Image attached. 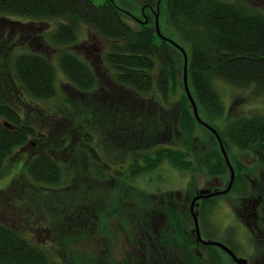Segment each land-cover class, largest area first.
I'll use <instances>...</instances> for the list:
<instances>
[{
	"label": "trees",
	"instance_id": "16d2710c",
	"mask_svg": "<svg viewBox=\"0 0 264 264\" xmlns=\"http://www.w3.org/2000/svg\"><path fill=\"white\" fill-rule=\"evenodd\" d=\"M145 1L149 4L148 11L157 10L153 14L154 20L146 13V21L135 26L114 0H105L101 5L95 4L94 0H0V20L21 17L38 23L60 22L49 37L55 46L70 48L77 45L82 25L89 28L90 34L94 33L104 41L106 51L100 72L94 70L81 54L67 50L57 55L59 67L70 84L87 97L68 103V110L62 108L60 116L55 112L56 106L49 112L41 108L47 123L55 121L53 131L56 133L50 131L51 134L73 132L83 135L78 150L85 151L97 166L94 185L98 184L99 191L104 183L111 184L113 178L118 182L134 181L156 170L164 161L189 168V150H177L162 144L174 133L179 132L187 138L191 146L199 142V138L194 136L200 125L184 90V56L179 48L157 35L155 16L161 0ZM163 1L170 25L186 45L188 87L201 120L211 124L224 116L225 108L215 86L217 80L236 87H255L258 94H264L263 13L239 0ZM35 39H43L46 47H52L44 34ZM3 43L0 45V66L15 75L11 87L16 90L18 104L16 107V101L11 104L0 101V170L18 146L41 148V144L45 149H54V137H49L50 140L45 138V132L30 125V121L22 116L21 109L28 106L25 95L34 101L36 110L40 109L38 102H49L57 96V68L51 58L42 51L17 53L19 46L2 47ZM94 93L97 94L96 100L93 99ZM108 95L110 99L106 101ZM153 105L159 106L160 110L154 111ZM214 129L219 133L226 154L234 157L238 169L243 163L234 156L235 148L250 153L264 166V115L239 118L229 123L223 132L216 127ZM36 134L40 142L34 144L29 139ZM116 142L120 143L114 145ZM207 145L201 143L198 149L202 164L212 178L222 177L228 171L222 148L207 149ZM97 147L106 150L107 155L99 156ZM56 150L64 151V145L59 142ZM114 151L117 155L110 156L109 152ZM76 155L71 154L72 157ZM75 165L80 176L77 179L73 177L76 183H68L62 189L74 192L85 188L91 190L84 178L91 181L93 177L86 176L81 164ZM68 171L71 177L64 159L53 160L43 153L35 155L28 165L30 177L36 183L50 187L59 185L62 172L66 174ZM172 197L176 198L175 204L168 202L167 195L169 205L163 210L164 215L162 212L159 214L165 218L164 231L150 243V249L163 250L169 258H156L155 261L159 262L154 261L153 264L186 262L178 257V250L191 264H198V256L186 254L194 245L205 252V261L223 264L218 248L198 244L196 236L187 229L189 226L186 227L185 219L189 214L181 194ZM58 200L68 202V208L76 204L73 195ZM210 203L203 201L204 205ZM49 263L42 249L0 223V264Z\"/></svg>",
	"mask_w": 264,
	"mask_h": 264
},
{
	"label": "rangeland",
	"instance_id": "374dc122",
	"mask_svg": "<svg viewBox=\"0 0 264 264\" xmlns=\"http://www.w3.org/2000/svg\"><path fill=\"white\" fill-rule=\"evenodd\" d=\"M94 1L95 4L101 5L105 0ZM114 1L128 14L126 17L130 16V22L135 26L146 20L145 11L154 20L152 12L148 11L149 4L145 0ZM239 1H243L264 14V0ZM155 11H157L156 8ZM158 11V23L162 36L185 49L184 41L168 21L165 1H160ZM59 23L55 20L38 23L21 17L0 20V45L2 41L4 42L2 47L12 46L13 48L17 45L19 51L15 50V53L42 51L46 57L51 58L57 68L55 99L49 102H38L40 109L36 110L34 101L25 95L28 106L24 105L25 108L21 109L22 116L30 121V125L45 132V138L50 140L49 137H54L52 144L55 147L53 150L45 149V145L40 144L41 148L32 145V147L18 146L14 149L4 168L0 170V223L12 228L33 245L42 249L49 259V264H153L156 258L160 260L163 257L169 258L163 250L150 249L151 240L164 231L165 218L163 219L159 214L160 212L163 214V210L169 203L175 204L176 198L172 195L181 194L184 202L188 201L185 207L189 214V217L185 219L186 227L189 226L187 229L195 235L194 218L189 210L193 198L199 194L204 195L205 192L223 191L231 182L229 168L222 177L212 178L202 164V156L198 150L201 143H207V149L217 148L220 143L209 129L199 123L200 126L196 128L194 136L199 138L196 146H191L190 141L183 138L179 132L162 142L163 146L177 150H189L187 152L190 154L188 160L191 169L190 167L180 168L170 161H164L156 170L139 176L134 181L118 182L113 178L111 184L104 183V187L99 191L98 184L94 185L97 182L94 179L97 177L95 169L97 166L85 151L78 150L83 135L73 132L60 135L51 134L50 131H53L55 121L47 123L41 110L53 111L56 106L59 109H55V112L57 116H60L62 108L65 107L68 110L66 107L68 103L87 97V95L80 94L70 84L67 76L59 67L57 55L67 50L81 54L94 70L100 72L106 45L98 35L90 34L89 28L82 25L78 32L77 45H73V48L55 46L49 37ZM3 26L4 31H2ZM43 34L52 47H46L43 39L39 41L35 39ZM180 53L182 54L181 51ZM0 69V93L2 94L0 101H7L10 104L16 101L14 105L17 107L16 90L11 87L14 83L12 77L15 75L13 72L6 71L5 67L0 66ZM215 86L223 102L225 113L216 122L211 124L206 122L209 126L216 127L223 132L229 123L239 118L264 115V94H258L255 87H236L222 80H217ZM105 93L111 95L110 92L105 91ZM109 95L106 96V101L110 99ZM96 97L97 94L94 93L93 99L96 100ZM190 106L192 107L191 103ZM153 110L159 111L160 107L153 105ZM53 132L56 133V130ZM39 138L36 134L29 141L34 144L39 143ZM61 138H64V141L61 142ZM59 142L64 145V151L56 150ZM119 143L116 142L114 145ZM110 147L113 146L110 145ZM235 149L237 150H234L233 154L239 161H242L243 166L238 169L234 157L227 154L235 173L231 190L227 194L205 199V201H211L210 204L204 205V200L199 199L195 204L194 213L197 215L204 240L225 244L238 258L245 259L247 264H263L257 260V256L264 252V248L258 242L264 240L262 238L264 227H262V237L259 234L249 235L250 230L247 228V223L253 226L252 219H240L239 215L237 216V210L245 213L244 210L250 207L252 200L258 199L261 201V217L264 218V166L254 160L250 153ZM101 150V147L96 149L99 156L107 155L106 150ZM40 153L50 155L53 160L62 161L64 159L71 171V177L68 176L69 171L66 174L62 172L60 184L55 187L36 183L28 173V165L30 160ZM71 154L77 155L72 157ZM109 154L110 156L117 155V151L109 152ZM68 163L81 164L86 176L93 177L91 181L84 178V182L91 190L85 188L74 192L71 189H62L68 183H76L74 178L77 179L80 176L78 166ZM99 165L102 167L103 164L100 162ZM226 166H228L227 160ZM72 195L76 199L73 200L76 204L69 208L68 202L58 200L62 197H72ZM167 195H169V201ZM155 196H164V198ZM61 203H65L64 206L60 205ZM75 206L78 207L72 212L71 209ZM207 210L210 211L207 212ZM176 253H179L178 257L188 261L187 257L185 259L182 256L180 250ZM204 253L197 246L186 251L188 256L190 254L198 256L200 261H205ZM218 253L223 264H237L222 249L218 248Z\"/></svg>",
	"mask_w": 264,
	"mask_h": 264
},
{
	"label": "water",
	"instance_id": "95a60500",
	"mask_svg": "<svg viewBox=\"0 0 264 264\" xmlns=\"http://www.w3.org/2000/svg\"><path fill=\"white\" fill-rule=\"evenodd\" d=\"M158 18H159V16L157 14L156 15V23H155L156 24L155 29H156L157 35L162 40L168 41V42L172 43L174 46H176L177 48H179V50L182 52V54L184 56V63H185L184 64V89H185L187 97H188V99H189V101H190V103L192 105V108H193V111H194V116L198 120L199 123L203 124L207 129H209L217 137V139H218V141L220 143V146L222 148V152H223V154H224L229 166H231L230 163H229L228 157H227L228 155L226 154V152L224 150V147L222 145V141L220 139L219 133L214 128L209 126L208 124L203 123V121L199 117V112H198L197 105H196V103H195V101H194V99H193V97L191 95L190 89L188 87V56H187V53H186L185 49L182 48L180 45H178L175 42H173V41H171V40H169V39H167V38L162 36V34L160 32V28H159ZM4 124L7 125L8 123L5 122ZM230 170H231V182H230L228 188L225 191H222V192H214V193H211V194L209 192H205L204 195L200 194L199 196L195 197L194 200L192 201V205H191L190 211H191V214H192V216H193V218L195 220L196 234H197V238H198L199 241H201L203 244H206V245H216V246L224 249V251L228 252V254L230 256H232V258L235 260V262L237 264H247L246 260L237 258L235 256V254L229 248H227L225 245H223L221 243H218V242H206V241L202 240L201 234H200V228H199L197 215L194 213L195 204H196V202L199 199H208L210 197H214V196H217V195L227 194L231 190L232 184H233V181H234V178H235V173H234V171H233V169L231 167H230Z\"/></svg>",
	"mask_w": 264,
	"mask_h": 264
},
{
	"label": "flooded vegetation",
	"instance_id": "af4514ba",
	"mask_svg": "<svg viewBox=\"0 0 264 264\" xmlns=\"http://www.w3.org/2000/svg\"><path fill=\"white\" fill-rule=\"evenodd\" d=\"M151 12H152V14H155V10L154 9H151ZM145 17H146V15H145ZM203 200H205V199H203ZM252 201H253V203H250V207H248V208H246L244 210L245 213H242L241 210H237V212H238L237 216L239 215L240 219H246V218H249L250 219L251 218L252 219V222H253L252 223L253 226L250 225L249 222L247 223V225L249 226V227L247 226V228L250 230V234L249 235L257 236L259 234L261 236V235H263V229H262V227H264V218L261 217V214L262 213H260L261 212L260 211L261 201L258 200V199H254ZM182 202L185 205V207H187L188 201L187 202L182 201ZM178 203H180V202H178ZM176 208H178L177 205H176ZM262 238L264 239V235H263ZM151 242H152V240H151ZM258 242H260L262 248H264V240H260ZM198 244H203V243H198ZM194 246L196 247L197 245H194ZM203 246H209V245H204L203 244ZM192 247L193 246H191L190 249H192ZM148 249L149 248H147V250ZM257 260H260L264 264V252H261V253L258 254ZM162 264H163V262H162ZM181 264H191V261L188 260L186 262H182ZM198 264H211V262H209V261H200Z\"/></svg>",
	"mask_w": 264,
	"mask_h": 264
},
{
	"label": "bare ground",
	"instance_id": "6f19581e",
	"mask_svg": "<svg viewBox=\"0 0 264 264\" xmlns=\"http://www.w3.org/2000/svg\"><path fill=\"white\" fill-rule=\"evenodd\" d=\"M212 198V197H211ZM207 212H209L208 210H207Z\"/></svg>",
	"mask_w": 264,
	"mask_h": 264
}]
</instances>
